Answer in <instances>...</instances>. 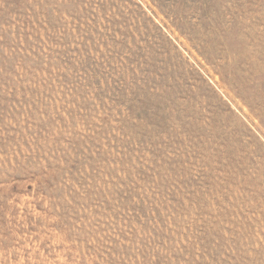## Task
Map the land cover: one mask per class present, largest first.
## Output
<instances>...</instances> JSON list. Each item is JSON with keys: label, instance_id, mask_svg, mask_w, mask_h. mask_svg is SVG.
<instances>
[{"label": "rangeland", "instance_id": "374dc122", "mask_svg": "<svg viewBox=\"0 0 264 264\" xmlns=\"http://www.w3.org/2000/svg\"><path fill=\"white\" fill-rule=\"evenodd\" d=\"M0 264H264V0H0Z\"/></svg>", "mask_w": 264, "mask_h": 264}]
</instances>
